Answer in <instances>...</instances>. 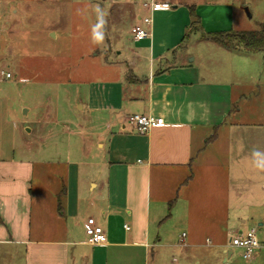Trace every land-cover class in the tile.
I'll return each instance as SVG.
<instances>
[{
  "label": "crops",
  "instance_id": "1",
  "mask_svg": "<svg viewBox=\"0 0 264 264\" xmlns=\"http://www.w3.org/2000/svg\"><path fill=\"white\" fill-rule=\"evenodd\" d=\"M135 4L130 33L145 14ZM189 6L154 12L133 58L115 49L117 77L79 92L77 113H33L26 137L0 142V243L23 252L21 264H134L126 249L142 264H211L197 252L213 240L228 263L221 231H242L251 215L264 226V52L214 42L208 33L233 31L232 20L210 19L203 8L215 5L199 2L206 45L194 55ZM133 114L165 125L139 132ZM89 217L105 245L87 242Z\"/></svg>",
  "mask_w": 264,
  "mask_h": 264
},
{
  "label": "rangeland",
  "instance_id": "2",
  "mask_svg": "<svg viewBox=\"0 0 264 264\" xmlns=\"http://www.w3.org/2000/svg\"><path fill=\"white\" fill-rule=\"evenodd\" d=\"M161 1L215 5L203 8V12L221 23L231 19L235 33L264 29V0ZM134 4L140 7V0H0L1 143L9 147L13 142L19 143L20 132L27 135L23 127L28 126L26 122L33 118V113H77L79 92L82 94L93 81L117 77V72L108 68L118 56L115 49L126 48L133 58L132 51L141 50L140 45H144L135 42L130 33L136 16ZM196 30L198 26L192 28L187 47L199 56L206 44L200 41ZM260 59L263 78L264 56ZM2 70L10 72L11 78L3 76ZM5 152L6 156L13 153ZM245 218L247 222L240 224L242 231L256 228L258 238L264 242V226H259L253 215ZM170 224L166 221L165 226ZM212 233L208 230V236ZM230 236L221 231L220 241L230 246ZM212 242L197 252L200 258L215 257L211 264H264V249L257 259L247 261L235 247L230 248L234 254L229 262L223 263L222 248ZM18 250L14 244L0 243V264H21L24 253ZM125 252L133 256L134 264H142L144 257L138 250ZM83 254L89 256L90 252Z\"/></svg>",
  "mask_w": 264,
  "mask_h": 264
},
{
  "label": "built area",
  "instance_id": "3",
  "mask_svg": "<svg viewBox=\"0 0 264 264\" xmlns=\"http://www.w3.org/2000/svg\"><path fill=\"white\" fill-rule=\"evenodd\" d=\"M140 5L145 11L139 21L131 28V34L135 41H143L152 35L153 13L161 10H169L172 4L161 0H140ZM1 74L6 78H11V73L4 70ZM128 122L132 124L139 132H148L153 127L164 126L165 120L150 114H133L128 117ZM264 188V185H263ZM129 229L128 226H125ZM87 242L91 245H105L108 242V235L103 226H101L94 217H89L85 224ZM208 239V243H210ZM230 247L239 248L242 257L247 261H252L258 255L264 244L261 243L257 235L256 228H249L245 232L240 231L232 234L229 239Z\"/></svg>",
  "mask_w": 264,
  "mask_h": 264
},
{
  "label": "trees",
  "instance_id": "4",
  "mask_svg": "<svg viewBox=\"0 0 264 264\" xmlns=\"http://www.w3.org/2000/svg\"><path fill=\"white\" fill-rule=\"evenodd\" d=\"M190 14L194 19L192 28L199 23V17L196 13L195 6H189ZM208 36L217 44L234 51L239 52H264V29L243 32H212ZM236 41V42H235Z\"/></svg>",
  "mask_w": 264,
  "mask_h": 264
},
{
  "label": "clouds",
  "instance_id": "5",
  "mask_svg": "<svg viewBox=\"0 0 264 264\" xmlns=\"http://www.w3.org/2000/svg\"><path fill=\"white\" fill-rule=\"evenodd\" d=\"M256 156H260L261 154L260 153H255Z\"/></svg>",
  "mask_w": 264,
  "mask_h": 264
},
{
  "label": "water",
  "instance_id": "6",
  "mask_svg": "<svg viewBox=\"0 0 264 264\" xmlns=\"http://www.w3.org/2000/svg\"><path fill=\"white\" fill-rule=\"evenodd\" d=\"M232 252V250L231 251H229V254Z\"/></svg>",
  "mask_w": 264,
  "mask_h": 264
}]
</instances>
